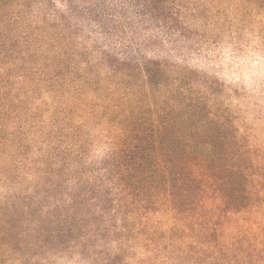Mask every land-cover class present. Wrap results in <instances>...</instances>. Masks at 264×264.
<instances>
[{"label":"trees","instance_id":"trees-1","mask_svg":"<svg viewBox=\"0 0 264 264\" xmlns=\"http://www.w3.org/2000/svg\"><path fill=\"white\" fill-rule=\"evenodd\" d=\"M257 24L264 0H0V184L44 244L100 212L151 264H264V154L188 58Z\"/></svg>","mask_w":264,"mask_h":264},{"label":"rangeland","instance_id":"rangeland-1","mask_svg":"<svg viewBox=\"0 0 264 264\" xmlns=\"http://www.w3.org/2000/svg\"><path fill=\"white\" fill-rule=\"evenodd\" d=\"M74 2L79 4V0ZM58 8H62L61 4ZM193 51L188 56L189 65L213 81L220 97L217 107L223 110L237 135L264 154V27L249 26L241 38L213 36ZM93 135L83 161L88 162L85 171L98 175L104 152L100 137ZM13 185L0 184V212H4V221H0L2 264H151L148 252H118L117 244L100 242V212L91 217L83 215L79 229L75 227L69 236H64L61 245L54 246L51 239V243L44 244L36 226L30 224L40 217L45 221L46 210L28 211L21 200L8 202L14 195ZM58 197L63 200L62 193ZM80 203V212L88 213L93 208Z\"/></svg>","mask_w":264,"mask_h":264}]
</instances>
